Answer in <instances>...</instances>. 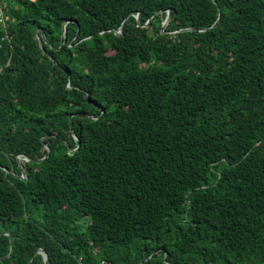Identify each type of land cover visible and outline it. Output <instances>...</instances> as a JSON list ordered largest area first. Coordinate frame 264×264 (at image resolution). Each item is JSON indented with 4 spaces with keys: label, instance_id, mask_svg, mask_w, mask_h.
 Returning a JSON list of instances; mask_svg holds the SVG:
<instances>
[{
    "label": "trees",
    "instance_id": "obj_1",
    "mask_svg": "<svg viewBox=\"0 0 264 264\" xmlns=\"http://www.w3.org/2000/svg\"><path fill=\"white\" fill-rule=\"evenodd\" d=\"M39 248L264 264V0H0V264Z\"/></svg>",
    "mask_w": 264,
    "mask_h": 264
},
{
    "label": "water",
    "instance_id": "obj_2",
    "mask_svg": "<svg viewBox=\"0 0 264 264\" xmlns=\"http://www.w3.org/2000/svg\"><path fill=\"white\" fill-rule=\"evenodd\" d=\"M137 20H139V16H137ZM168 20H169V11L167 12V16H166V18H165V20H164V22H163V25H162V29H164L165 28V26L167 25V22H168ZM72 20H67L64 24H63V26H62V38H63V41H62V43H61V45L66 41V30H65V25H66V23L67 22H71ZM124 24H125V21L122 23V25L119 27V29L117 30L118 32H120L121 30H122V28L124 27ZM39 32H41V36L42 37H44V35H43V33H42V31L41 30H36L35 31V39H36V42L38 43V45H40L41 46V40H40V38H39ZM72 116L73 115H70L69 116V125H70V127H72V120H71V118H72ZM79 145V143L77 144V146ZM46 148H48V146L46 145ZM44 158V157H43ZM43 158H41V159H38V160H36V159H33V158H28V157H26V156H20V157H18V162L20 163L21 161H29V162H32V161H40V160H42ZM22 173L23 174H25V172H24V170H22ZM21 178L23 177V176H20ZM36 253H40L42 256H43V258H44V264H48V259H47V255H46V253L44 252V250L43 249H38L36 252H35V254ZM8 256V255H7ZM6 256V257H7ZM2 258H0V260H1ZM31 261H32V258H31V260H30V264H31Z\"/></svg>",
    "mask_w": 264,
    "mask_h": 264
}]
</instances>
